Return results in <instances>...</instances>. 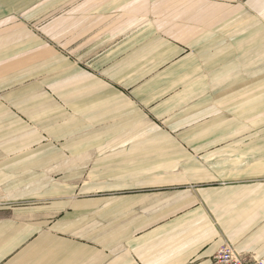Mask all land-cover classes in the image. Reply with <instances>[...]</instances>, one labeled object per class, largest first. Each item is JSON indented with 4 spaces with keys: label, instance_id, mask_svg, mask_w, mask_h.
Wrapping results in <instances>:
<instances>
[{
    "label": "crops",
    "instance_id": "1",
    "mask_svg": "<svg viewBox=\"0 0 264 264\" xmlns=\"http://www.w3.org/2000/svg\"><path fill=\"white\" fill-rule=\"evenodd\" d=\"M264 259V0H0V264Z\"/></svg>",
    "mask_w": 264,
    "mask_h": 264
},
{
    "label": "built area",
    "instance_id": "2",
    "mask_svg": "<svg viewBox=\"0 0 264 264\" xmlns=\"http://www.w3.org/2000/svg\"><path fill=\"white\" fill-rule=\"evenodd\" d=\"M211 264H264V259L244 258L231 245L224 243L213 256Z\"/></svg>",
    "mask_w": 264,
    "mask_h": 264
}]
</instances>
